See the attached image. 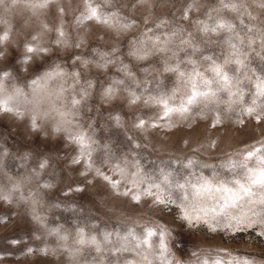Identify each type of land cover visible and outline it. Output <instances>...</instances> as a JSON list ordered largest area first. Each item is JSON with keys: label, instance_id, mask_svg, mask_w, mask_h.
Masks as SVG:
<instances>
[{"label": "rangeland", "instance_id": "374dc122", "mask_svg": "<svg viewBox=\"0 0 264 264\" xmlns=\"http://www.w3.org/2000/svg\"><path fill=\"white\" fill-rule=\"evenodd\" d=\"M88 2L110 22L84 20L86 0H0V33L10 37L0 45V72L10 69L6 88L31 99L32 79L59 65L67 75L47 87L63 86L55 103L75 113L65 125L71 131L55 140V117L44 123L49 136L41 140L27 119L0 114V194L9 198L0 200V264H165L161 229L171 264H264V224L247 226L264 216V205L250 203L264 198V187L251 184L264 171V96L257 90L264 80V0ZM220 21L232 31H203ZM26 44L51 51L27 53ZM232 44L243 68L225 64L234 60ZM214 64L229 71L231 89L242 97L221 88L165 117L162 101L180 107L193 83L198 91L220 87ZM130 93L139 97L135 104ZM74 133L84 135L89 156L74 136L65 139ZM98 172L119 183L113 187ZM184 205L203 219L187 227L178 219ZM148 229L157 232L151 247L137 246Z\"/></svg>", "mask_w": 264, "mask_h": 264}, {"label": "snow or ice", "instance_id": "6c2138e0", "mask_svg": "<svg viewBox=\"0 0 264 264\" xmlns=\"http://www.w3.org/2000/svg\"><path fill=\"white\" fill-rule=\"evenodd\" d=\"M45 2H46V0H45ZM86 5H87V13L83 15V19L84 20H95L97 23H105V24L110 22L111 16H109L107 14L102 15L98 11V9L96 7H94L91 3L88 2V0H86ZM41 6H44V5H41ZM261 6L264 7V4H262ZM191 7L192 6L189 5L188 9H185V12H184L185 19L188 18L189 9ZM225 7L234 8L235 5L226 4ZM61 11H63V9H61ZM116 15H117L116 13L112 14V16H116ZM129 26L130 25H125V27H129ZM232 29H233V25L227 24V23H225L223 21L218 22L211 29H209V26L206 25V24L203 27V31H206V32L209 31V30H211L213 32H215L217 30L232 31ZM59 34L61 36H63V32L62 31H60ZM2 38L3 37H0V39H2ZM232 48L234 50L233 51L234 60H232V61L226 60L225 64L235 63L236 65H239L241 68H243L244 61L239 57V49H238L237 45L232 44ZM25 51L27 53H33V52L36 51V48L33 47L31 44H26L25 45ZM205 59L206 60H211L212 58L211 57H205ZM25 60H27V56H25ZM212 70L214 72V80L220 86L219 88H217V90H215V91H213V90L198 91L195 83H193V87H192L193 90H192L191 94L187 96L186 100L181 101V106L180 107L172 108V107L168 106L166 101H162V104L164 105V108H165L164 116L167 117L172 112H179L181 114L186 113V112L189 111V107H188L189 105H194V104L198 103L200 98H202V97H208V96L215 97L216 94H217V91L221 90V88L223 90H225V91H228L229 96L235 95V96H238L240 98L242 97V91H239V90L237 92H233L232 91L231 85H232L233 77L231 75H229V71L228 70H226L221 65H215V64H214V67H213ZM7 75H8V73H6V72H3V71L0 72V78H2L3 76H7ZM32 83H33V85H36V84L39 83V81L34 80V81H32ZM203 83H204L205 86H208V85H210L212 83V81L204 80ZM237 83H239V81H237ZM257 90H258V94L259 95L264 96V80L260 81L257 84ZM18 91H20V90L18 89ZM129 95L131 96V99H130L129 103L135 104L138 101L139 97L136 96L135 93H130ZM73 103H78V101L74 100ZM254 111H255L254 107L247 109V112L249 114L254 113ZM257 119H259V117H257ZM116 120H117V122H119V117H116ZM144 123L145 122L143 120H141L137 126L138 127H143ZM216 123H219V119H217ZM72 140L75 143H77L78 145H80V154L82 156L87 157V156L90 155V153L87 152V141H86V139H85L83 134H79V135H76V136L72 137ZM253 155H254V153L249 151L247 153V158H251ZM73 162L74 163H78L79 160L77 159V160H74ZM90 166L91 165L89 164V167ZM97 174L101 175L102 178L105 181H107L108 183H110L113 187H116L117 184L119 183L118 181H115V180L111 179L107 175H103L102 173H99V172ZM251 184L260 185L261 187H264V171H261L259 173V175L255 179H252L251 180ZM45 187H47V185H45ZM180 187L183 188V185H180ZM241 188L243 189L244 195L249 196V197H251L253 195L251 188L245 187L244 185H241ZM225 191H227V189H225ZM127 194L128 193H125V195H127ZM143 195L150 196V195H153V192L150 189H145L143 191ZM8 199H9L8 196L0 194V200H4L5 202H8ZM132 199L134 201L138 202L140 200V195H133ZM185 199H187V198L185 197ZM155 202L166 206L165 200L161 199L160 196H158V195L155 197ZM250 203H259L261 205H264V198H261L258 201H250ZM232 206L233 207L236 206L235 200L232 201ZM199 211L204 212L206 210L205 209H200ZM213 211H215V210H213ZM220 211L224 212L226 214V211H227L226 210V206L222 207ZM249 211H251V209H249ZM178 219L184 221L189 227H191V226L194 225V223L199 222L201 219H203V217L197 213V210L194 207H191L189 205H184L182 207V209H181L180 215H178ZM233 220H237L238 221V218L237 217H233ZM255 223L264 224V216L260 217L258 220H253L247 226L251 227L252 224H255ZM155 235H157L156 231H153L151 229L146 230V237L144 239H142V240L137 241V246H139L140 244H143V245H146L148 247H151L150 238L155 236ZM167 235H168V232H167L166 229L159 230V236H160L159 247L161 249L160 259L162 261H164L165 264H171V262L168 261L167 257L165 256V253L169 252V248H168L167 242H166ZM105 238H107V236H105ZM81 243H83V240H81ZM93 243H95V241H93ZM29 251H31V249H29ZM176 264H179V261H177Z\"/></svg>", "mask_w": 264, "mask_h": 264}, {"label": "clouds", "instance_id": "9594fccd", "mask_svg": "<svg viewBox=\"0 0 264 264\" xmlns=\"http://www.w3.org/2000/svg\"><path fill=\"white\" fill-rule=\"evenodd\" d=\"M0 37H3L2 39H0V45H2L9 40V32L4 31L0 33ZM33 39H35V37H33ZM55 43L60 44L61 41L57 40ZM32 46L36 48V51L33 53L37 54L38 56H47L51 51V49L49 48L36 47L34 45ZM0 55H2V53H0ZM26 56L27 60H25V56L22 58L25 64L29 63L32 60L31 55ZM76 59L80 58L76 57ZM82 63L84 65H87L88 61H82ZM99 67L103 68L104 65H99ZM21 71H27V69H21ZM3 72L8 73V75L0 78V114L7 112L18 121L27 119L31 130L34 133H39V138L41 140H47L49 132L42 130L43 125L48 119H51L53 117H55L56 120L50 126V133L54 140L60 137L62 133H68L71 131V129L65 127V125L72 122L71 117L75 113H73L70 109L65 110L63 104L57 105L55 103L56 99H63V86L51 90L47 87V83L49 80L60 79L62 81L63 78L67 75L66 69L60 68L59 65H57L51 71H48L46 73L47 75L45 74L42 78L40 76H36L35 79H32V81L36 80L39 81V83L33 85L31 81L33 92V96L31 99H21L20 97L23 96V93L21 91H18V89H14L12 92H9L4 82L10 75V69ZM72 75L77 76L78 73L74 71ZM41 79H43V83H41ZM69 87H71V85H69ZM78 103H73V106ZM26 105L29 107H25ZM78 134L79 133H74L71 136H65V139L76 136ZM70 163L75 164L73 161H71ZM186 226L188 227L187 224Z\"/></svg>", "mask_w": 264, "mask_h": 264}]
</instances>
